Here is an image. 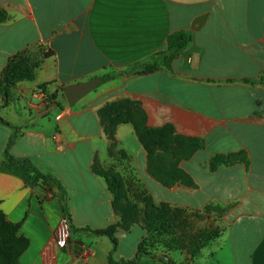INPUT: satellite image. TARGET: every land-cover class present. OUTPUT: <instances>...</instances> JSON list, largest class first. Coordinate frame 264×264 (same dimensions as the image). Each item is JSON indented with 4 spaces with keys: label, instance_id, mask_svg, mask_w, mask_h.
<instances>
[{
    "label": "crops",
    "instance_id": "obj_1",
    "mask_svg": "<svg viewBox=\"0 0 264 264\" xmlns=\"http://www.w3.org/2000/svg\"><path fill=\"white\" fill-rule=\"evenodd\" d=\"M0 9L9 14L0 25V79L20 54L32 73L8 105L0 95V117L8 123L0 120V211L16 226L18 264H40L51 238L60 243L54 264H111V239L73 232L65 199L75 228L116 226L117 262L134 261L142 247L149 255L138 264H264V85L256 83L264 78V0H0ZM180 31L192 42L169 70L131 73L158 58L168 36ZM97 77L99 87L70 106L64 88ZM122 103L128 106L113 118L142 113L147 127L172 129L174 137L203 146L186 157V141L167 138L150 157L135 125L122 123L110 157V116L102 111ZM16 131L12 155L32 159L65 194L7 162ZM230 155L243 160L211 168L215 157ZM113 163L158 206L184 210L195 226L202 220L196 214L215 221L213 230H203L209 241L177 244L178 235L164 238L142 223L119 227L113 195L96 172ZM150 168L164 177L182 170L193 187H167ZM208 205L227 210L206 215ZM69 239L84 242L79 254Z\"/></svg>",
    "mask_w": 264,
    "mask_h": 264
},
{
    "label": "trees",
    "instance_id": "obj_2",
    "mask_svg": "<svg viewBox=\"0 0 264 264\" xmlns=\"http://www.w3.org/2000/svg\"><path fill=\"white\" fill-rule=\"evenodd\" d=\"M9 20V14L0 9V25ZM192 42V36L188 32L180 31L175 32L167 38V49L164 52L158 54V58L152 62H145L137 65L133 70V74H149L159 70H169L172 62L177 58L179 53L185 50ZM24 54L14 57L8 67L3 71L0 79V95L6 97L5 106L13 100V93L17 84L24 79H30L32 73L23 59ZM249 82V81H248ZM256 83L264 85V78L260 79ZM128 103L115 104L105 107L102 111V116L110 118L107 120L106 132L110 137L111 145L109 148L110 157L115 156L117 148L116 142V129L118 125L122 123H133L137 130V135L140 141L144 144L151 157L157 148L163 146L164 139L169 138L172 142L186 141V148L182 151V156L189 157L191 153L199 147L203 146L200 140L182 138L180 136H173L172 129L154 130L146 126V119L144 114L138 113L135 116L129 114H118L115 118L112 116L118 112L120 108L127 107ZM0 120L8 124L0 117ZM19 133L16 131L15 136L10 141L7 151L6 160L13 166H23L28 170V177L34 183L42 182L45 185L50 183L64 192L60 182L50 174H44L29 158H16L11 153V147L18 137ZM119 155L123 153L118 152ZM243 157L240 155H230L226 157H215L211 161V168L217 169L221 165H231L237 162H241ZM97 174L105 178L111 194L113 195V208L116 214L120 217L119 227L128 231L136 223H142L145 230L149 233H159L160 236L166 238L167 235H178L176 243L185 241L188 238L189 228L192 226L190 217H187V213L179 208H172L168 205L158 206L150 194L142 188L138 181L132 182L127 177L117 173L114 165L104 170H96ZM150 174L161 181L165 186L171 187L175 183L181 182L187 186L193 187V183L185 172L176 168L175 173L170 176H163L161 173L149 170ZM172 178V179H171ZM136 180V179H135ZM132 195L136 202L131 203L130 196ZM139 200V201H138ZM227 208H222L216 205H208L205 209V214H211L216 212H225ZM64 213L68 218L70 228L73 232H87L94 236H107L113 242V250L110 255L111 264H138L142 257L149 254L143 251L141 247L134 261L129 263L117 262L114 259V254L118 247V241L115 236L116 226H111L105 230L94 231L90 228L77 229L73 225L72 218L69 212L68 203L65 199ZM197 218H204L201 215H194ZM16 226L5 221V217L0 211V264H18V253L21 250L19 242L14 239L13 230ZM213 233V232H212ZM179 234L181 237H179ZM211 237L210 232L202 231L199 236H190L192 242L201 240V244H206ZM172 264V262L170 263Z\"/></svg>",
    "mask_w": 264,
    "mask_h": 264
},
{
    "label": "water",
    "instance_id": "obj_3",
    "mask_svg": "<svg viewBox=\"0 0 264 264\" xmlns=\"http://www.w3.org/2000/svg\"><path fill=\"white\" fill-rule=\"evenodd\" d=\"M101 83V78L97 77L90 81L81 82L78 84L68 85L64 88L63 92L70 106H74L78 101L84 98L89 93L95 91ZM51 185H53L51 183ZM70 249L74 250L76 254H79L84 245L83 241H72L69 239ZM75 242H78L80 246H77Z\"/></svg>",
    "mask_w": 264,
    "mask_h": 264
},
{
    "label": "built area",
    "instance_id": "obj_4",
    "mask_svg": "<svg viewBox=\"0 0 264 264\" xmlns=\"http://www.w3.org/2000/svg\"><path fill=\"white\" fill-rule=\"evenodd\" d=\"M39 94L42 95L43 91L40 90ZM59 251H60L59 240L57 238H51L46 243L44 249L40 254V264H54L58 259ZM85 254L87 255L88 252Z\"/></svg>",
    "mask_w": 264,
    "mask_h": 264
},
{
    "label": "rangeland",
    "instance_id": "obj_5",
    "mask_svg": "<svg viewBox=\"0 0 264 264\" xmlns=\"http://www.w3.org/2000/svg\"><path fill=\"white\" fill-rule=\"evenodd\" d=\"M113 165L115 166V168H116V171H117V173H120L119 172V169L120 170H122V168L120 167V166H117V164H114L113 163ZM121 174V173H120ZM122 175V174H121ZM132 182H135L136 180L135 179H132L131 180ZM131 198H130V201H131V203H134V202H136V200L137 199H134V197L130 194L129 195ZM139 201V200H138ZM187 217H190V219H191V217H192V215H187ZM189 219V220H190ZM197 223H198V225H196L195 226V224H193L190 228H189V234H188V238H189V235L191 236H199L201 233H202V231L205 229V228H207V229H209V230H213V226H214V223H215V221H213V220H211V219H206L205 218V216H204V218H202V220H198L197 221ZM179 237H181L180 235H179Z\"/></svg>",
    "mask_w": 264,
    "mask_h": 264
}]
</instances>
